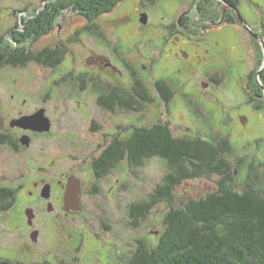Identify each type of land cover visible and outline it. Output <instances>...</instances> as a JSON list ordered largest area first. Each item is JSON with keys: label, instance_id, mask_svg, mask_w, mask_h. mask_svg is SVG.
Here are the masks:
<instances>
[{"label": "rangeland", "instance_id": "374dc122", "mask_svg": "<svg viewBox=\"0 0 264 264\" xmlns=\"http://www.w3.org/2000/svg\"><path fill=\"white\" fill-rule=\"evenodd\" d=\"M139 1L126 0L120 3L118 10L104 14L105 18L95 19L93 24L99 31L94 35L87 33V26L91 24L84 17L88 14L84 16L76 6L65 7L64 3L58 5L54 0H0L1 45L15 44V39L21 41L26 33L31 36L29 30L48 29L50 24L49 35L35 42L29 37L23 45L29 43L33 52L46 48L58 50L64 59L60 67L53 68L34 62L24 68H0L1 115L6 116L12 95L28 99L23 109L26 113L34 115L44 109V116L53 122L55 135L36 141L34 154H48L51 165L55 162V165L65 166L71 156L77 155L80 144L88 141L86 128L93 119L103 124L104 133H111L112 127L118 128L119 138L128 135L133 127H149L161 121L169 125L175 137L188 135L209 141L228 139L232 144L231 153L225 156L228 170L222 175L210 172L196 180L182 182L173 191L174 209L216 192L225 177H229L226 183L237 191H243L246 183L254 182L264 190V111L254 113L253 104L245 100L241 84L230 81L224 82L219 90L202 86L198 90L202 98L190 97L189 79L194 78L196 70L207 66L211 54L202 42L189 37V30L184 34L185 31H179L176 26L172 28L176 18H169V15L188 2L157 0L156 4L146 3L143 11L148 21L143 25L142 18L135 16L140 10ZM142 2L144 4L145 0ZM220 2L194 0L193 4L203 13L214 15L221 10ZM50 4L56 5L51 7ZM223 5L225 11H235ZM238 5L243 18H264V0H241ZM43 12L50 18H41ZM234 48L231 44L227 50L216 53V57L225 61L223 68L228 78L233 77V82L234 78L248 73L247 60ZM258 48L264 60L263 45L259 43ZM169 77L174 84L182 82V85L166 112L160 107L155 84L158 81L167 83ZM137 82L145 86L153 99L151 103L143 106L140 112L117 111L100 118L95 104L97 94L106 95L112 89H121L133 95ZM84 86L87 87L85 92ZM84 107L88 110L84 111ZM85 112H88L86 116ZM245 117L249 120L247 126L244 125ZM68 136L73 139L70 145ZM119 164L110 170L107 179L93 182L86 189L82 206L86 214L96 215L93 229L96 241L89 244L92 240L87 232L86 249L82 254L63 245L61 249L67 250L65 256L69 255L73 264H126L141 241L149 246L158 243L170 206L159 202L136 227L131 226L130 208L149 199L157 186L164 183L169 168L157 158L147 160L138 168L131 167L128 162ZM93 184L97 193L93 192ZM103 225L111 230L103 229ZM75 258H79L78 262Z\"/></svg>", "mask_w": 264, "mask_h": 264}, {"label": "flooded vegetation", "instance_id": "af4514ba", "mask_svg": "<svg viewBox=\"0 0 264 264\" xmlns=\"http://www.w3.org/2000/svg\"><path fill=\"white\" fill-rule=\"evenodd\" d=\"M54 1L59 5L65 0ZM181 1L188 3H182L175 13L169 15V18H176L172 28L176 26L179 31H185L184 34L189 30V37L202 42L208 54H211L207 66L201 71L196 70L194 78L189 79L191 86L189 96L194 99L202 98L198 92L202 86L215 90L223 87L227 81L239 83L247 97L246 102L253 104L254 113L259 114L260 111H262L260 114L263 113L264 60L258 44L262 43L264 49V18L242 17L241 21L232 9L225 11L222 0H218L223 3L220 2L221 10L214 15L203 13L201 8L193 4L194 0ZM146 3L156 4L157 0H145L144 4L140 0V10L136 17L146 15L143 11ZM119 5L114 11L120 8ZM105 16L107 15H95L92 18ZM194 32H197L196 35ZM231 44L235 46L234 50L240 52L247 60L248 69L247 74L234 78V82L231 81L233 77L228 78L226 75L223 68L225 61L216 57L217 52L227 50ZM181 85L182 82L174 84L173 79L169 77V82L160 90L156 87L160 107L166 112L174 103L173 100ZM250 86L254 87L252 91ZM82 90L87 91V87H82ZM120 91L124 97L120 103L124 104L129 95L121 89ZM164 92L170 94L168 102L164 100ZM100 97L104 98L103 95L97 94L95 100L100 118L103 114L128 112L122 108L112 110L103 106L110 105ZM27 104L28 99L12 95L6 116L1 115L0 105V264H73L68 258L69 255L65 256L67 250L61 248L66 245L82 254L86 249L87 232L89 239L92 240L89 244L96 241L93 233L96 215L86 214L82 201L91 183L101 182L109 177L112 170L108 169L112 157H119L113 148L116 147V139L122 138L117 135L118 128L112 127L111 133H104L103 124L93 119L86 128L88 136L86 141L91 146L87 142H82L77 155L71 156L68 164L55 165L53 162L51 165L48 154L44 152L34 154V145L42 138L55 135L53 122L50 131L44 133L20 128L15 120L32 115L23 111ZM83 110L87 111L88 108L84 107ZM43 111L45 113L44 109ZM87 113L85 112V116ZM248 121L245 117L244 125ZM25 138L28 139V144H24ZM68 138L70 145L73 139L69 136ZM127 162L126 155L119 161L120 164ZM92 189L93 192H98L95 184L92 185ZM68 191L71 192L70 198H67ZM103 229L111 230L108 225H103ZM78 259L74 260L78 262Z\"/></svg>", "mask_w": 264, "mask_h": 264}, {"label": "trees", "instance_id": "16d2710c", "mask_svg": "<svg viewBox=\"0 0 264 264\" xmlns=\"http://www.w3.org/2000/svg\"><path fill=\"white\" fill-rule=\"evenodd\" d=\"M126 0H68L65 7L76 6L88 14L90 23L87 33L98 34L93 24L95 15L114 11ZM239 6V0H226ZM46 6V5H45ZM46 8V7H45ZM27 9L25 10V12ZM78 11V12H79ZM41 18H50L44 12ZM39 21H43L40 19ZM29 30L21 41L3 46L0 43V68H24L31 63L47 67H60L64 61L60 51L46 48L33 52L32 46L23 45L30 37L32 42L47 36L52 30L40 27ZM76 35H79L77 33ZM27 37V38H26ZM18 43V46L15 47ZM165 82L156 83L160 90ZM134 94L120 103L124 97L118 89H112L103 97L112 110L122 108L128 112H140L153 99L148 96L145 86L136 83ZM168 102L170 94H163ZM110 169L115 168L126 155L130 166L142 167L149 159H160L169 168L164 183L159 184L147 201L133 204L130 208L132 224L136 227L147 217L159 202L170 206L163 219L164 229L158 243L149 246L141 241L138 249L126 264H264V190L254 183H246L243 191H237L225 177L216 192L199 200H191L183 208L174 209L173 191L182 182L196 180L210 174H224L228 168L227 155L232 151L228 139L212 141L184 135L175 137L168 124L157 122L149 127H133L121 140L116 139ZM114 152V153H115Z\"/></svg>", "mask_w": 264, "mask_h": 264}, {"label": "water", "instance_id": "95a60500", "mask_svg": "<svg viewBox=\"0 0 264 264\" xmlns=\"http://www.w3.org/2000/svg\"><path fill=\"white\" fill-rule=\"evenodd\" d=\"M224 4H226L229 7H233L235 9L236 15L238 18L241 19V21H243L241 14L239 13V10L237 9V7L235 5L229 4L228 1L226 0H222ZM141 23L143 25L147 24L148 21V17L147 15H143L141 17ZM262 44V43H261ZM17 125L20 128H23L25 130H32L35 132H40V133H44V132H49L51 129V122L49 121L48 118H46L44 116V111H40L37 112L36 114L29 116V117H24L23 119L17 121ZM28 139L25 138V142L24 144H28ZM47 191H49V189H47ZM71 197V192L68 191L67 193V198Z\"/></svg>", "mask_w": 264, "mask_h": 264}]
</instances>
